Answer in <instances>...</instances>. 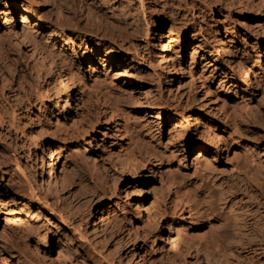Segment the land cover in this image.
I'll list each match as a JSON object with an SVG mask.
<instances>
[{"label": "rangeland", "instance_id": "rangeland-1", "mask_svg": "<svg viewBox=\"0 0 264 264\" xmlns=\"http://www.w3.org/2000/svg\"><path fill=\"white\" fill-rule=\"evenodd\" d=\"M36 1L0 0V103L16 127L0 148V204L25 206L53 242L22 243L0 205V264H264V235L243 207L245 191H264V0H102L114 18L88 9L94 0ZM35 41L78 73L69 94L30 55ZM14 91L26 103L15 113ZM30 187L32 201L19 194Z\"/></svg>", "mask_w": 264, "mask_h": 264}, {"label": "bare ground", "instance_id": "bare-ground-1", "mask_svg": "<svg viewBox=\"0 0 264 264\" xmlns=\"http://www.w3.org/2000/svg\"><path fill=\"white\" fill-rule=\"evenodd\" d=\"M33 2H35L36 0H32ZM90 1V0H89ZM106 1V0H105ZM111 2V1H110ZM36 3H38L37 1H36ZM87 3H89V2H87ZM93 5H87L88 6V9H92L93 10V6L94 7H96L97 9H98V16H101V18L102 17H107V18H109V17H112V18H114V16L117 14V10L115 11L114 9H113V7L112 6H109L110 4L108 3H106V2H103L102 0H94V3H92ZM34 5H37V4H34ZM23 8V7H22ZM20 10V9H19ZM36 10V9H35ZM129 11V10H128ZM34 12V11H33ZM90 12V11H89ZM123 14V13H122ZM130 17V16H129ZM21 18H23L24 20H28V19H30L31 18V16L30 15H28V14H26L25 12H22V15H21ZM107 18H105V19H107ZM128 19V18H127ZM21 20V19H20ZM108 20V19H107ZM110 20V19H109ZM123 21V20H122ZM122 21H118L117 20V24H118V27H119V34L120 35H122V37L124 36L123 34H126L128 31H127V28H128V26L127 25H129V23L127 24H125V22L127 21H125L124 23L122 22ZM7 22V21H6ZM111 23V22H110ZM10 24V23H9ZM96 24H100L99 22H97ZM131 24V23H130ZM73 25V24H72ZM71 25V26H72ZM94 25V24H93ZM10 26V25H9ZM100 26V25H99ZM130 26V25H129ZM27 27V26H26ZM70 27V26H69ZM76 27H78V26H76ZM97 27V26H96ZM101 27V26H100ZM25 28V27H24ZM26 29H28V28H25V30ZM79 29H81V28H78V30ZM133 29V28H132ZM73 30V29H72ZM97 30V29H96ZM8 31V30H7ZM27 31H29V30H27ZM31 31H33V30H31ZM31 31H29V33H31ZM80 31V30H79ZM92 31V30H91ZM98 31V30H97ZM118 31V30H117ZM124 31L126 32V33H124ZM13 32V31H12ZM93 33H95L96 35H99V34H97L98 32H95V30L94 31H92ZM106 32V31H105ZM113 32H115V31H113ZM132 32V31H131ZM28 33V32H27ZM103 33V32H102ZM110 33V32H109ZM123 33V34H122ZM128 33H130V32H128ZM24 34H25V32H24ZM111 34V33H110ZM116 34V33H115ZM114 34V35H115ZM118 34V35H119ZM132 34V33H131ZM130 34V35H131ZM17 35V34H16ZM31 35V34H30ZM101 35V34H100ZM103 36V40H106L107 38H108V35H107V38H105L106 37V35H104V34H102ZM112 35V34H111ZM117 35V34H116ZM119 35V36H120ZM129 35V34H128ZM118 36V37H119ZM125 36H127V35H125ZM21 37H23L22 36V34H21ZM9 38V37H8ZM109 38H111V37H109ZM114 38V37H113ZM126 38V37H125ZM26 40V44L29 46V43L27 42V39H25V38H23V41H25ZM32 40V39H31ZM38 40V39H37ZM123 40H124V38H123ZM21 41V40H20ZM43 41V40H42ZM5 42V41H4ZM34 42V41H33ZM41 41H38V42H36L35 41V43H34V47H33V51L32 50H30V55L32 56V55H36V57H38L39 58V61L41 62H44L45 63V66L44 67H47L46 68V71H47V76L49 77V79H50V85L51 86H53L54 88H55V93L57 92V94H58V96H59V94H69L70 93V91H71V89H70V86H69V81L70 80H73V79H75V77L74 76H76V74H78V73H76L75 72V69H74V67L71 65V63H69L67 60H66V58L64 57H57L56 55H58V53L56 54V53H54L53 54V52H51L50 50L48 51L47 49H44V47H43V45H41V44H39ZM45 42V41H44ZM122 42V41H121ZM217 42H218V40H217ZM220 42H221V40H220ZM219 42V43H220ZM52 43H54V42H52ZM120 43V42H119ZM224 43V42H223ZM223 43H221V44H223ZM22 44H24V42H22ZM46 44V43H45ZM61 44V43H60ZM65 44H66V42H65ZM218 44V43H217ZM1 45H3V44H0V47H1ZM32 45V44H31ZM67 45V44H66ZM7 46V45H6ZM47 46H49V45H47ZM46 46V47H47ZM52 46V45H51ZM69 46V45H68ZM86 46H87V43H86ZM220 46V45H219ZM4 47V46H3ZM3 47H1V48H3ZM64 47V46H63ZM100 46L99 45H97L96 46V49L99 51L100 50V48H99ZM4 48H6V47H4ZM54 48V46L52 47V49ZM219 48V47H218ZM48 49H50V48H48ZM51 49V50H52ZM220 49V48H219ZM219 49H217V51L219 50ZM226 50H227V48H225ZM225 49H223L224 51H225ZM54 50H55V48H54ZM53 50V51H54ZM222 50V51H223ZM29 51V50H28ZM56 51V50H55ZM54 51V52H55ZM220 51V50H219ZM0 52H2L1 51V49H0ZM5 52V51H4ZM60 52V51H59ZM229 52V51H228ZM3 53V52H2ZM6 53V52H5ZM29 53V52H28ZM99 53V52H98ZM56 54V55H55ZM0 55H2V54H0ZM99 55H100V57H101V55H103V57H104V59L105 60H118L119 62H122V64H125V62H127L128 61V59H126L125 57H120L119 55H116V54H114V51H112V50H105L104 51V54H100L99 53ZM3 56V55H2ZM4 56H6V55H4ZM4 56H3V58H4ZM140 56V55H139ZM88 57H92V54H88ZM97 57V56H96ZM102 57V58H103ZM58 58H59V60H58ZM90 60V59H89ZM115 62V61H114ZM251 64V63H250ZM126 65L128 66V68H133L134 67V65L132 64V63H126ZM175 64H173V66H174ZM238 65V64H237ZM241 65V64H240ZM248 65V64H247ZM120 66H121V64H120ZM241 67H243V64H242V66ZM248 69H249V67H247ZM247 68H245V67H243L242 68V70H240L241 71V79H242V82L244 81V82H248L249 81V71H248V69ZM52 70H56L58 73L56 74V75H58V77H57V80L56 81H53L52 80V78H50V74H51V72H52ZM176 70V69H175ZM251 70V69H250ZM179 71V70H178ZM39 72V71H38ZM37 72V73H38ZM45 73V72H44ZM53 73V72H52ZM76 73V74H75ZM40 74V73H39ZM146 74H147V72H146ZM45 75H46V73H45ZM143 75V74H142ZM42 76V75H41ZM147 76V75H146ZM77 77H79V76H77ZM76 77V78H77ZM81 77V76H80ZM141 77V76H140ZM54 79H56V78H54ZM17 80H18V78H17ZM148 81V80H147ZM249 83V82H248ZM48 84V83H47ZM250 84V83H249ZM245 85V84H244ZM252 85V84H251ZM29 86H31V85H29ZM28 86V87H29ZM248 86V85H247ZM32 87V86H31ZM31 87H29V88H31ZM48 88V87H47ZM51 89H52V87H50ZM179 88V87H178ZM30 90V89H29ZM32 90V89H31ZM48 90V89H47ZM54 90V89H53ZM15 92V91H14ZM28 92V91H27ZM51 92V91H50ZM49 92V93H50ZM26 93V92H25ZM24 93V94H25ZM152 93V92H151ZM31 94V93H30ZM51 94V93H50ZM28 95V94H27ZM27 95L25 96V97H27ZM68 96V95H67ZM150 96V95H149ZM159 96V95H158ZM162 96V95H161ZM13 97H15V104L13 105V104H10L9 105V108H12V111L15 113L16 112V108H22L24 105H26V103H24L23 101V98L20 96V95H18V91H16L15 93H13ZM29 97H31V96H29ZM29 97H27V98H29ZM55 97H57V96H55ZM61 97V96H60ZM66 97V96H65ZM102 97H104V96H102ZM155 97V96H154ZM52 98V97H51ZM58 98V97H57ZM67 98V97H66ZM105 98V97H104ZM159 98H161L160 96H159ZM158 98V99H159ZM49 99V98H48ZM68 99V98H67ZM105 99H107V97L105 98ZM28 101H29V99H27ZM26 100V101H27ZM58 100V99H57ZM109 100V99H108ZM160 100H162V98L160 99ZM223 100H225V99H223ZM25 101V102H26ZM159 101V100H158ZM109 102V101H108ZM111 102H112V100H111ZM58 103V102H57ZM113 103V102H112ZM160 103H163V102H160ZM165 103V102H164ZM26 107V106H25ZM70 111V110H69ZM112 111H113V109H112ZM115 112V111H114ZM7 109H6V107L2 104V103H0V148H3L5 151L6 150H8L9 149V145H7V135H13V132H12V130H13V128H16L15 127V124L14 123H12L11 121H9V119H7ZM158 115V114H157ZM160 116L158 115V116H156L155 118H159ZM197 117V116H196ZM195 117V118H196ZM194 118V119H195ZM195 121H196V119H195ZM56 122H57V120H56ZM85 122V121H84ZM197 122H200V121H198L197 120ZM88 123V125H89V122H87ZM91 124V123H90ZM92 125H94L93 123H92ZM90 126V125H89ZM92 127V126H91ZM176 127V126H175ZM208 127V126H207ZM176 129V128H175ZM210 129V128H209ZM85 133V132H84ZM81 135V134H80ZM220 137V136H219ZM17 138V137H16ZM206 139H208V138H206ZM222 139V138H221ZM85 141V140H84ZM208 141V140H207ZM210 141V140H209ZM220 142V141H219ZM210 143V142H209ZM217 143V142H216ZM10 144V143H9ZM211 144V143H210ZM220 145V144H219ZM224 145V144H223ZM226 145V144H225ZM60 147V145H57L56 146V149L57 148H59ZM61 148V147H60ZM60 148H59V150H60ZM83 148L85 149L84 151H86L88 148H89V144H88V142H86L85 141V143H84V146H83ZM55 150H52L51 148H50V153H52V152H54ZM57 151V150H56ZM223 151V150H222ZM5 153V152H4ZM59 153V152H58ZM55 154V153H54ZM69 154V153H68ZM7 155V154H6ZM59 156H62V155H64V152H61V153H59L58 154ZM70 155V154H69ZM51 157H52V155H50ZM91 157V156H90ZM19 157H18V155H16L15 156V159H16V161H17V159H18ZM56 158H57V156H56ZM88 159H91V161H92V163L94 162H96V160H95V158H93V157H91V158H88ZM3 162V161H2ZM2 162L0 163V164H2ZM3 163H5V162H3ZM66 162H64V164H63V168H62V170H60V173L62 172V174L61 175H63V178L64 179H62V180H64L65 182H70L71 183V185H74V181L72 180V178H73V176L72 175H74L73 173L70 175V173H67L66 171H68L69 169L66 167ZM96 164V163H95ZM4 165V164H3ZM68 169V170H67ZM95 169V168H94ZM94 169H93V171H94ZM71 170V169H70ZM54 171V170H53ZM92 171V172H93ZM55 172V171H54ZM71 172V171H70ZM91 172V173H92ZM58 174V173H57ZM92 174H94V173H92ZM91 174V175H92ZM76 175V174H75ZM70 176H72V177H70ZM95 176V175H94ZM93 176V177H94ZM57 178V180H58V176L56 177ZM75 178V177H74ZM56 180V181H57ZM11 181V180H10ZM63 181V182H64ZM60 183V182H59ZM65 184L64 183V185H68L69 186V184ZM79 183V182H78ZM64 185H62L61 187H63L64 189H65V187L66 186H64ZM70 185V186H71ZM78 185V184H77ZM69 186V187H70ZM83 186V185H82ZM94 186L96 187V188H98V186H97V183L95 182L94 183ZM195 186H199V185H195ZM200 187V186H199ZM189 188V187H188ZM194 188V187H193ZM206 189V188H205ZM204 189V190H205ZM19 190V189H18ZM30 190L31 191H29V192H26L25 193V191H23V190H21L20 192H19V194H23V195H27V196H29V197H31V200L30 201H32V199L34 198V197H36V195H34V192H33V190H32V188L30 187ZM81 191H78V190H74V192H73V194L72 195H74V193H75V196H78L80 199H82L85 195L83 194V192H82V189H80ZM191 190H194V189H192V187H191ZM189 191V192H192V191ZM206 191V190H205ZM204 191V192H205ZM194 192H196V191H194ZM193 192V193H194ZM208 191H206V194H208L209 195V192L207 193ZM187 193H188V191H187ZM197 193V192H196ZM86 194V193H85ZM190 194V193H189ZM239 194V193H238ZM87 195V194H86ZM191 195H192V193H191ZM193 196V195H192ZM191 196V197H192ZM197 196V194L195 195L194 194V197L195 198H197L196 197ZM209 196H211V194L209 195ZM242 196V195H241ZM244 196V197H243ZM242 197L244 198V199H246L245 200V202L243 203V207L245 208V215L247 216V219L249 220V222H250V224H252V227L254 228V230H256V231H258L262 236L264 235V191L263 190H259V191H256V190H248V191H245L244 192V195H243ZM78 198V199H79ZM85 198V197H84ZM193 198V197H192ZM90 199V198H89ZM198 199V198H197ZM84 200H86V199H84ZM197 201V200H196ZM87 202V201H86ZM239 202H241V201H239ZM3 203V204H2ZM0 205H2L3 207H4V209L5 210H2V211H4L7 215H12L13 217H11V219H15L14 221H17L16 222V228H15V232H16V236H17V238L19 239V240H22V243H27L28 244V241L31 239V238H34V237H37L36 238V246H41V245H43V246H45V249H44V251H46L47 252V250L50 252V250L49 249H46V248H48V247H51L52 246V242H53V236H51L52 235V229L50 228V229H45L44 228V225H41L42 223H35V222H37V220H35L34 219V223L33 222H30V221H27L26 220V218H24L22 215L24 214V215H28L27 213L28 212H26V207L25 206H20L19 204H18V202H14V201H2L1 202V204ZM58 207V206H57ZM62 208H60L61 210L60 211H58V212H60V214H62L63 215V213L64 212H67V210L63 207V205L61 206ZM68 209V208H67ZM59 214V215H60ZM68 214H69V212H68ZM6 215V216H7ZM55 215V214H54ZM5 216V219L7 218ZM30 216V215H29ZM69 216V215H68ZM33 217V216H32ZM65 217V216H64ZM114 217V216H113ZM8 219H10V218H8ZM17 219V220H16ZM66 219V218H65ZM116 218H114V220H115ZM7 220V219H6ZM67 220V219H66ZM12 221V220H11ZM48 221H50V220H48ZM116 221H118V220H116ZM52 222V221H51ZM51 222H48L49 223V225L50 226H52V227H57V226H55L54 224H52ZM113 223H114V221H113ZM119 223V222H118ZM118 223H116V224H118ZM115 224V223H114ZM57 225V224H56ZM115 226V225H114ZM173 226V225H172ZM172 226H170V233H169V235L171 236L170 238H171V240L172 241H174L175 240V242H171V244H172V246H173V243H174V246H175V248H176V246H178V245H176V241L177 240H179L180 241V232H179V230H176L175 229V227H172ZM121 229V225H120V223L118 224V225H116L115 226V228H114V230L116 231V232H118L119 230ZM179 229V228H178ZM14 235V234H13ZM15 236V235H14ZM13 236V237H14ZM9 240V239H8ZM61 241V240H60ZM190 241V240H189ZM170 242V241H169ZM11 243V242H10ZM15 244H13V246H14ZM17 245H19V244H16L15 246H16V249L18 248L17 247ZM10 246H12V245H10ZM180 246V245H179ZM178 246V247H179ZM7 247V246H6ZM177 247V248H178ZM14 248V247H13ZM37 248V247H36ZM171 248V247H170ZM183 248V247H182ZM21 249V248H20ZM38 249V248H37ZM174 249V248H173ZM7 250V249H6ZM17 250H19V249H17ZM175 250V249H174ZM178 250V249H177ZM182 249H180V251H181ZM10 251V250H9ZM16 251V250H15ZM176 252H178V253H180L179 251H176ZM14 255H16V254H14ZM13 255V256H14ZM44 255V254H43ZM178 255V254H177ZM140 256V255H139ZM186 256H188V255H186ZM209 257V256H208ZM170 258V257H169ZM207 258V257H206ZM141 259H142V256H141ZM171 259V258H170ZM145 261V260H144ZM143 261V262H144ZM211 261V260H210ZM3 264H7V259H6V257H3ZM140 262H142V260H140ZM254 262V261H253ZM192 263V262H191ZM195 263V262H194ZM211 262H209L208 264H210ZM51 264V263H50Z\"/></svg>", "mask_w": 264, "mask_h": 264}]
</instances>
